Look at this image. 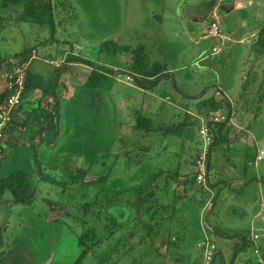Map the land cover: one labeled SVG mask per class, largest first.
<instances>
[{
    "label": "rangeland",
    "instance_id": "374dc122",
    "mask_svg": "<svg viewBox=\"0 0 264 264\" xmlns=\"http://www.w3.org/2000/svg\"><path fill=\"white\" fill-rule=\"evenodd\" d=\"M53 2L57 4L56 15L58 10L61 13L62 24L56 18L55 34L60 42L53 39V43L43 45L41 42L51 34L50 27L20 21V7L0 9V55L13 54L26 47L37 46L33 54L38 59L35 58L32 67L41 69L40 74L44 81L49 82L54 67L47 65L45 59L51 58L56 68L62 67L63 63H67L64 58L65 49L66 54L73 52L82 59L103 62L110 67L117 61L116 57L101 51L99 46L104 41H112L131 48L144 46L149 60L165 65L172 76L171 80H162L156 86L145 90L138 85L134 77L128 78L127 73L111 74L110 89L106 85L103 89L93 91L86 89L84 82L81 83L87 74L84 62L75 60L73 63L78 65L71 66L70 69L64 67L59 79L61 115L58 135L61 138L57 144L49 140L43 143L32 142L27 134L19 135L17 131L10 133L13 141L19 145L6 146V154L9 157L7 156L8 161L2 163L0 176L10 170L27 169L36 177V196L31 204H24L14 203L9 192L4 194L0 204V260L3 259L0 264H73L81 251L78 235L82 232V223L79 220L82 210L78 207L87 200L91 201L95 190L91 188L87 195L77 186L76 190L71 187L73 190L63 193L60 186L42 181L36 176L38 166L42 167L45 176L61 181L64 169L61 162H67V157L70 156L75 166L92 167L87 180L111 171L108 184L113 190L135 187L147 180V174L161 169L179 170L183 180L186 176L196 173V159L204 144L200 127L205 121V116L197 115L192 103L186 108L184 103L187 101L180 98L179 94H176L175 99H168L166 102L162 100V96L171 95L174 92V84L182 90L184 98L187 97L190 101L195 100L190 98L192 96H214L216 100L221 99L222 96L217 93L218 85H222L230 95L235 94L237 89L241 90L242 84L238 83V78L243 81V74L245 75L246 69L254 62L255 54L251 45L255 40L254 34H257L264 24V0H256L258 5L244 12L247 18L244 28L241 29L237 15L233 13L226 18L224 11L225 20L221 17V27H224L225 32H229L231 28L237 36L236 39L246 31L250 36L246 45L234 43L226 47L225 42L222 44L217 39L201 38L211 17V0ZM199 21L200 23H197ZM215 44L221 46V50L212 54V46ZM206 55L208 59L205 58ZM130 57L128 55L125 58L128 60ZM69 64L67 63V67ZM236 70L239 72L236 73ZM257 70H261L260 66ZM4 89V82H0V92ZM259 90L264 92V84L260 85ZM36 91L41 95L40 90ZM30 94L31 92L26 93L22 100L24 109L27 110L20 112L21 119L36 105L26 101ZM48 102H52V97H43L42 105L47 106ZM140 113L151 117L155 126L165 123L178 124L187 118L189 124L181 135H164L161 131L146 133L133 128L135 117ZM220 116L219 121H223L222 112ZM228 127L230 144L233 145L231 144V148L226 152L227 155L233 153L231 158H239L237 160H242V156L243 159H251L256 150L259 154L263 151V155L261 158H258L259 154L256 156L257 164L248 165L246 171L239 170L235 174L234 167H231L229 172L226 169L227 162L224 160L229 158L226 159L224 150L220 151L215 147L212 152L210 178L215 181V175L219 183L209 190L211 196L217 197L215 208L208 215L211 200L204 206L194 202L190 204L203 216V227L208 239L219 251L215 264H253L254 261L264 264V250L253 249L257 242V245H264V238L259 241L253 238L255 232L264 229H261L264 227V181H259L264 175V105L256 118L254 112H240L234 115ZM214 158L216 166H219L218 172L214 167ZM187 160H193V164ZM246 162L244 161L245 164ZM188 163L191 165L190 171H186ZM228 174L231 175L227 176ZM257 175L258 179L255 177ZM228 180L231 183L226 182ZM175 188L180 195L185 194L182 182L177 183ZM202 191H207V188L196 194L199 200L202 198ZM191 194L192 191L189 195ZM50 200L52 203H49ZM178 202L180 206L182 201ZM128 210L130 209L126 205H115L107 209L122 223L129 221L133 216ZM188 211L185 209L181 212L177 220V225H184V228H180L181 234L187 229L186 238L191 236L186 241V246L182 244L184 247L179 249L180 247L173 245L168 254L169 238L163 236L155 240L154 247L144 248L150 246L148 242L145 246L136 247L130 256H125L121 264H129L133 258L136 259L134 264H201L202 249L199 246H202V242L193 244L192 239L200 237L204 242L205 236L197 225H192L191 228ZM85 217L90 226H95L98 219L92 212ZM103 223L102 220L100 226ZM177 231L179 232V228ZM224 233L239 234L250 239L252 242L248 251L241 252L233 259L239 235L237 239L225 237ZM118 236L119 232L105 241L99 252H107ZM137 238L132 236L131 243H137ZM93 263L92 256L83 261V264Z\"/></svg>",
    "mask_w": 264,
    "mask_h": 264
},
{
    "label": "trees",
    "instance_id": "16d2710c",
    "mask_svg": "<svg viewBox=\"0 0 264 264\" xmlns=\"http://www.w3.org/2000/svg\"><path fill=\"white\" fill-rule=\"evenodd\" d=\"M215 2L216 0L210 2L209 9L211 7L213 8ZM14 6H18L21 9L18 15L20 21H29L41 26L50 27L51 34L49 38L41 42L43 45L46 46L48 43H53V39H55V42H60V40L55 37V34L57 31L56 18L59 19V23L62 24L60 17L61 13L58 10L56 15L55 9L57 4H54L53 0L0 1V9L13 8ZM65 7L68 10L67 4H65ZM99 47L101 51L116 57L115 59H117V61L114 62L112 66L108 67V65L103 62L98 63L82 59L73 52H68L66 54L65 49H63L64 58L67 63L78 60L91 67L90 73L83 84L88 90L97 91L103 89L106 85H108L110 89L112 86L111 74L127 73L128 78L134 77L138 85L144 89L156 86L160 81L170 79L172 76L171 71L165 65L149 60L144 52V46L131 48V46L128 45L121 46L112 41H104ZM36 50L37 46H31L13 54L0 55V82L6 84L4 76L6 73H11L16 64L26 67L24 89L21 93L22 100L26 93H32L35 90L41 91V97L38 100H34L36 105L30 111H27L23 119L20 117V112L27 109H24L23 104L16 108L12 121L9 124V132L12 133L13 130L14 132L17 131L19 135L27 134L30 141L43 143L47 140L53 141V139L50 140V138H55L60 131L61 106L59 102L60 94L58 91L60 84L59 79L60 72L67 66V63H63L61 65L62 67L59 68L51 65L54 67L52 76L50 81L46 82L42 75L31 66L34 56L33 52H36ZM71 50H73V48ZM251 50L255 54L254 62L247 70L245 81L242 83V88L236 100L231 102L226 96L219 100H216L214 96L206 98H199L198 96L190 97L196 100L194 105L198 115H204L209 112H222L224 115L223 121H214L205 118V122H207L212 136L211 144L208 146L209 155L207 159L208 172L206 181L198 182L197 173H193L183 180L181 179L179 170L161 169L147 174V180H143L142 183L135 187L113 190L108 184L111 171L87 180L89 172L92 171V167L75 166V164H72L70 156L67 157V162H61V167L64 168L62 172L63 180L61 181L57 178L51 179L45 176L42 167L38 166L36 176L42 181H49L60 186L63 193H66L68 190H76L78 187L83 190V193H87V195H89L91 188L95 190V194L92 196L93 198L91 201L87 200L78 207L79 210H82L81 218H79L82 223V232L78 235V243L81 247V251L73 261V264H83V261L89 256L94 258L93 264H121L125 256H130L129 254H131L136 247H140L141 245L145 246L147 242L148 245L150 243V246L144 248L154 247L155 240L163 236H168L169 238L167 243V252L169 254V250L172 249L173 245H178L177 240L181 239V227L177 225L179 214L191 203V199L196 198V194L200 193L204 188H207V191L201 192L202 198L199 204L204 206L211 200L212 204L207 212L211 214L215 208L217 197L216 195L211 196V191L209 190L215 187L214 185L218 182L212 181L209 174L212 167V152L215 147H218V150H224V155H226V159H228L226 152L231 148L228 123L232 117L238 115L240 112L242 114L254 112L256 118L264 105V92L261 93L259 90L260 85L264 84V24L257 31V37L251 45ZM120 52L121 54H119ZM128 55L131 57L126 60ZM258 66H260V71L257 70ZM107 69H111L112 71ZM176 88L180 91L177 86ZM15 90L16 87L13 89L5 88L0 92V106ZM49 96L52 97V102H48L47 106L42 105L43 97ZM185 114L190 115L188 113ZM135 118L136 122L133 128L136 130L141 129L146 133L161 131L164 135H181L189 124L187 116L186 120L178 124L165 123L158 126L154 125L151 117L144 116L141 113L137 114ZM226 120H228V122ZM10 133H6L4 143L6 146L10 145L16 147L19 143L13 141ZM4 151L0 156V168L2 167L3 161H8V154H5ZM35 178L36 177L32 176L27 169L10 170L8 173L0 176V204L6 192L11 194L14 203L31 204L36 196ZM259 179V181L263 183L264 175ZM179 182H182L185 186L186 191L184 195H180L175 188V185ZM226 182L231 183L229 180ZM71 187H73V189H71ZM190 191H192L191 195H189ZM180 200L182 203L178 206V201ZM49 203H52L51 200ZM115 205H126L129 207L130 210L128 211L130 214H133V216L129 218V221L123 223L119 222L114 215L107 211V209ZM90 212L98 219L95 221V226H90L86 220L85 216ZM102 220L104 223L100 226ZM178 228L179 232L177 231ZM118 232V238L114 240L107 252H99L103 243L113 238ZM225 235L228 237H237L238 239L239 234ZM132 236L138 237L137 243H131L130 238ZM252 240L254 241V239ZM250 242H252L250 239H246L245 236L239 235L233 259L241 252L248 251ZM257 243L253 246V249L260 248L259 250H264L263 243H259V246ZM253 244L251 243V245ZM126 247L128 248L127 250ZM201 249L202 254L200 260L201 264H204L205 243L201 246ZM158 250V247H156L157 252ZM217 251L215 247L214 257L210 264H215L219 254ZM2 260L3 259L0 261ZM135 260L136 259L133 258L129 264H134ZM255 263L263 264L260 261H254L253 264Z\"/></svg>",
    "mask_w": 264,
    "mask_h": 264
},
{
    "label": "crops",
    "instance_id": "0c3cea01",
    "mask_svg": "<svg viewBox=\"0 0 264 264\" xmlns=\"http://www.w3.org/2000/svg\"><path fill=\"white\" fill-rule=\"evenodd\" d=\"M212 1V0H211ZM219 4V6H220V14H221V17H222V20H225V16H226V18H228L229 17V15L230 14H236L237 15V17L239 18V21H238V23H240V28L239 29H241V28H244V24H245V20H246V16H245V11L247 10V9H249L250 7H254L255 5L257 6L258 5V2H256V0H216V2H215V5H218ZM214 5V6H215ZM212 10V9H211ZM226 12V15L224 16V14H223V12ZM222 12V13H221ZM210 19V18H209ZM234 20V19H233ZM236 20V19H235ZM197 23H200V21L199 22H197ZM206 30V29H205ZM221 32H222V34H223V36H224V41L223 42H225L226 43V47H227V45L229 44V45H233L234 43L235 44H238V43H240L241 45H246V42H249L250 41V36H248V32L246 31V32H244V34H241L240 36H239V38L238 39H236V35H235V32H234V30H231V28H230V31L229 32H225L224 31V27H221ZM250 32V31H249ZM204 35H205V33L203 34V35H201V38L202 39H208V38H205L204 37ZM253 35V34H252ZM254 37H255V39H256V37H257V34H254ZM218 40V39H217ZM219 41V40H218ZM216 45H218V44H215V45H213V46H216ZM212 46V47H213ZM221 50V49H220ZM213 52V51H212ZM249 53H250V51H249ZM212 54H214V52L212 53ZM216 54H217V52H216ZM38 59L35 55L33 56V59H32V62H31V66L33 65V62L36 60V59ZM205 58H207L208 59V56L206 55L205 56ZM39 59H41V58H39ZM54 59V58H53ZM43 61H44V59H42ZM75 61V60H74ZM74 61H72V63L71 62H69L70 64H69V68L66 66V68L67 69H70L71 68V66H75V65H78V64H74L73 62ZM47 65H52V66H54L53 64H52V62H51V58H48V59H45V61H44ZM245 65H246V63H244ZM85 67V71L87 70V74L84 76V79H83V81H81V83H83V82H85L86 81V79H87V77H88V75H89V73H90V70H91V68H90V66L88 65V64H86L85 63V65H84ZM247 67H248V65H247ZM34 69L36 70V71H38L39 73H40V71H42L41 69H39L37 66H35L34 67ZM248 69V68H247ZM247 69H246V71H247ZM246 71H245V75L243 74V81H244V79L246 78ZM237 72H239L238 70H236V73ZM52 75V74H51ZM171 80V79H170ZM243 81H242V79L241 78H238V83L240 82V84H242L243 83ZM173 85V84H172ZM235 86V85H234ZM174 88V92L171 94V95H168L167 97H163L162 96V100L163 101H167L168 99H175V96H176V94H179V97L180 98H183L184 100L186 99V101H187V103H184V106L187 108V107H190V104L192 103V105L195 107V101L196 100H194V101H190V100H187V97H185L184 98V96L182 95V90H180V92H179V90L176 88V84H174L173 85V87H172V89ZM215 88V87H214ZM217 88V93L218 94H220L221 96H222V98L223 97H228L230 100H231V102H233L234 100H236L235 98V96L236 95H239L238 93H239V91H240V89L238 90H236L235 91V94H229L228 93V91H226L225 89H224V87L222 86V85H218V87H216ZM142 89H144V88H142ZM210 89H212V88H209V90ZM146 90V89H145ZM178 91V92H177ZM237 92V93H236ZM37 94V91L35 90V91H33L27 98H26V101H28V102H30V103H36L34 100H38L40 97H41V95H36ZM181 95V96H180ZM234 97V98H233ZM238 97V96H237ZM161 99V98H160ZM21 105H22V103H21ZM197 112V111H196ZM192 113H195V112H193L192 111ZM197 115H198V113H197ZM201 116V115H200ZM204 116H205V118H208V119H212V118H215V117H219L220 116V112H216V113H205L204 114ZM204 116H202V118L204 117ZM221 117V116H220ZM241 125H243V123H241ZM8 133H10V132H8ZM12 133H14V131L12 130ZM58 134H60V133H58ZM57 134V136L54 138H50V140L51 139H53V142L55 143L56 142V144H57V142H58V140L61 138V136H60V138H59V135ZM55 136V135H54ZM243 140V136L241 137V141ZM232 145H233V143H231ZM6 149V148H5ZM233 150V149H232ZM4 153L6 154V150L4 151ZM173 153V152H172ZM4 154V155H5ZM175 154V153H174ZM259 153H258V151L256 150V153L252 156V158L251 159H249L248 160V158H244L243 159V156H242V160H237V159H239V158H234L235 160H236V162L235 163H237V164H235L234 163V159L233 158H231V155H233V153H230V155H228V160H224L225 162H227V166H226V169H227V171L229 172L230 170V168L231 167H234V170H236V172H235V174H237V172H239V170H240V172L241 171H243V170H245L246 171V169H247V167H248V165H252V164H257L258 163V161H256V156L258 155ZM81 155V154H80ZM79 155V156H80ZM82 156V158H83V155H81ZM174 156H176V154L174 155ZM218 157V156H217ZM190 159H192V158H190ZM212 160H213V158L211 157V164H212ZM253 160V161H252ZM188 162H190V163H192L193 162V160H187ZM244 161L246 162V164L244 163ZM190 163H188V166H186V171H190V169H191V165H190ZM193 164V163H192ZM217 165V163H215V158H214V167H216V171L218 172V167L219 166H216ZM177 166H178V164H177ZM213 167V168H214ZM182 169H183V167H182ZM166 170H168V169H166ZM211 170H212V167H211ZM183 172V171H182ZM211 172L212 171H210V176H211ZM189 173V172H188ZM229 175H231V174H228L227 176H229ZM188 176H191V175H188ZM188 176H186V177H188ZM257 179L259 178V175H257V176H255ZM214 179H215V181L217 180L218 182H219V180H218V178L214 175ZM212 181H214V180H212ZM198 197H196V198H192L191 199V202H194V203H197V204H199L200 202H201V199L199 200V198L197 199ZM185 209H187V210H189L188 211V213H187V215L190 217V225H191V228H192V225H197L199 228H200V230H201V233H203V235L205 236V239H208V235H207V233H206V231H205V229H204V227H203V221H202V219H203V216H201L200 215V213L197 211V210H195V209H193L192 207H191V204L189 203V205L188 206H186L183 210H182V212H184V210ZM208 214V213H207ZM205 215V218H206V220H207V218H208V215ZM204 218V219H205ZM180 227L181 228H184V225L182 226L181 224H180ZM188 227V226H187ZM262 228H264V227H261V229ZM212 232H213V230H212ZM180 236H181V239H179V240H177V242H178V245H174V247H177V248H179V249H181L182 247H184V246H186V241L187 240H189L190 238H191V236L190 237H188V238H186V236H187V229H185L184 230V233H182V234H180ZM225 237H228L227 235L225 236ZM186 238V239H185ZM264 237H262V239H263ZM193 244H194V242H202V239L199 237V238H197V237H194L193 239ZM181 242V243H180ZM182 244H184V246L182 245ZM202 245V244H201ZM199 246V245H198ZM199 248H201L200 246H199ZM217 252H219V251H217Z\"/></svg>",
    "mask_w": 264,
    "mask_h": 264
},
{
    "label": "built area",
    "instance_id": "2783aa9c",
    "mask_svg": "<svg viewBox=\"0 0 264 264\" xmlns=\"http://www.w3.org/2000/svg\"><path fill=\"white\" fill-rule=\"evenodd\" d=\"M220 6L215 5L211 10V17L208 22V27L205 30V38L218 39L222 44L224 43V36L221 32V14ZM213 52H219L221 46H213ZM26 75V67L15 65L11 73L5 74L6 84L5 88L16 90L8 97V99L0 106V156L2 155L6 144L4 143V137L9 132V124L12 121V117L16 111V108L21 105L22 97L21 93L24 89ZM214 121H219L218 117L213 118ZM203 121V125L200 127V133L204 141L201 153L196 159V173L198 182L206 181L207 179V159H208V146L211 144L212 136L209 131V126ZM263 151L260 152L258 158H261ZM264 237V229L260 232H255L253 238L255 240L262 239ZM205 243L204 263L210 264L213 260L215 253V246L209 241V239L202 241V245ZM257 249V248H256ZM258 250V249H257Z\"/></svg>",
    "mask_w": 264,
    "mask_h": 264
},
{
    "label": "flooded vegetation",
    "instance_id": "af4514ba",
    "mask_svg": "<svg viewBox=\"0 0 264 264\" xmlns=\"http://www.w3.org/2000/svg\"><path fill=\"white\" fill-rule=\"evenodd\" d=\"M3 200V199H2Z\"/></svg>",
    "mask_w": 264,
    "mask_h": 264
}]
</instances>
